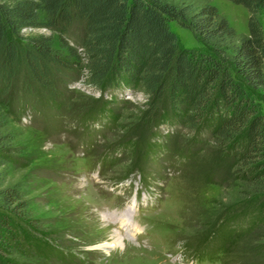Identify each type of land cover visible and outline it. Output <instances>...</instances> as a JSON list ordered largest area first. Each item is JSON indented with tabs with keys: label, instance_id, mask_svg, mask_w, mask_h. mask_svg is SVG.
<instances>
[{
	"label": "rangeland",
	"instance_id": "374dc122",
	"mask_svg": "<svg viewBox=\"0 0 264 264\" xmlns=\"http://www.w3.org/2000/svg\"><path fill=\"white\" fill-rule=\"evenodd\" d=\"M210 1L248 33L243 5ZM261 18L264 28V10ZM171 28L183 47L200 45L176 21ZM26 101L9 120L25 166H6V183L27 203L30 218L13 217L31 243L0 253V264H264V225L251 224L256 200L238 190L231 158L208 132L162 121L141 93L96 88L75 66L56 93ZM127 207L140 233L115 220ZM118 233L124 249L96 248Z\"/></svg>",
	"mask_w": 264,
	"mask_h": 264
},
{
	"label": "trees",
	"instance_id": "16d2710c",
	"mask_svg": "<svg viewBox=\"0 0 264 264\" xmlns=\"http://www.w3.org/2000/svg\"><path fill=\"white\" fill-rule=\"evenodd\" d=\"M230 1L247 9V34L210 0H0V253L31 243L13 217L28 220L27 203L6 183V166H25L9 120L74 66L96 88L141 93L162 121L208 132L256 200L251 224L264 225V0ZM172 21L200 45L183 47Z\"/></svg>",
	"mask_w": 264,
	"mask_h": 264
},
{
	"label": "bare ground",
	"instance_id": "6f19581e",
	"mask_svg": "<svg viewBox=\"0 0 264 264\" xmlns=\"http://www.w3.org/2000/svg\"><path fill=\"white\" fill-rule=\"evenodd\" d=\"M128 207L125 208L124 212H122V213L118 212V214H117V215H120L121 214V216L126 214V216L124 218H122V220H120V218H117V219L115 218V220H118L119 219V221L122 222V225L124 224L126 226V224H127L128 226H130L131 227L130 229L132 231V234L134 235V234L139 233L141 231V229L139 228L138 225L134 224L135 222L132 223V224L130 223V217H131V214L132 213H131L130 210H127ZM130 209H131V206H130ZM126 212H129V213H126ZM118 234L113 235L111 241H104L103 243L99 244V246H96V248H102L104 250L113 249L116 252H118L119 250L124 249L126 247L127 243L123 239V236L121 234H119V235Z\"/></svg>",
	"mask_w": 264,
	"mask_h": 264
}]
</instances>
